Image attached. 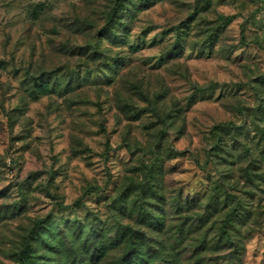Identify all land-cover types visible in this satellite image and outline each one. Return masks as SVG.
Listing matches in <instances>:
<instances>
[{"label":"rangeland","instance_id":"1","mask_svg":"<svg viewBox=\"0 0 264 264\" xmlns=\"http://www.w3.org/2000/svg\"><path fill=\"white\" fill-rule=\"evenodd\" d=\"M115 1L0 0V264H264V0Z\"/></svg>","mask_w":264,"mask_h":264},{"label":"trees","instance_id":"2","mask_svg":"<svg viewBox=\"0 0 264 264\" xmlns=\"http://www.w3.org/2000/svg\"><path fill=\"white\" fill-rule=\"evenodd\" d=\"M127 0H116L115 1V7H114V11L112 13V15L109 18V29L107 30L108 32V39H114V37H117V32L119 30V27L122 25V11L123 8L125 7ZM141 1H145V0H141ZM232 17H229L226 19L224 25L228 24L229 22L232 21ZM228 128H231V125H219L217 126L215 129L216 130H228ZM263 137H264V133H263ZM125 202L123 200H120L119 202H117L116 204V208H121L122 205ZM178 206L180 207V209H182V204L179 202ZM145 217V221H146V225L152 227V228H156L157 225L160 224V218L157 215H152V213L150 212H146L144 214ZM238 210L237 208H234L225 218L224 222H223V226L221 228L222 234L221 236L223 238H225L226 240H229L231 237L230 231L228 229V227H231L235 221L238 218ZM42 228V223L38 222L35 224L34 228H33V232L34 233H38L40 231V229ZM35 239V238H34ZM132 242V240H131ZM53 244H49V246H51L50 248H53L52 246ZM85 246H90L87 247V250L92 249L93 247V253H92V258H94L97 254V252H99V254H103V252L105 251V247L103 246V244H100L97 239H90L86 242H84ZM34 252V248L33 246H31L30 244H27L24 248V250L20 253V262L23 264H33V254ZM143 261H145V255L143 252V249L137 248V243H131L130 245V249L127 252V254L122 258L121 262L119 264H143Z\"/></svg>","mask_w":264,"mask_h":264}]
</instances>
